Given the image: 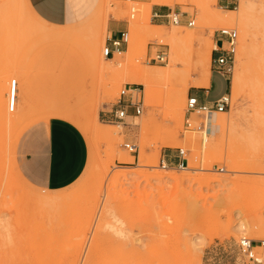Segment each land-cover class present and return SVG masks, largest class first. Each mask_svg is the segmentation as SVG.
<instances>
[{"label":"rangeland","instance_id":"obj_1","mask_svg":"<svg viewBox=\"0 0 264 264\" xmlns=\"http://www.w3.org/2000/svg\"><path fill=\"white\" fill-rule=\"evenodd\" d=\"M22 1L0 0V264L246 262L240 240L261 234L264 239V54L250 50L253 20L264 12V0L230 3L236 10L249 9L246 32L240 23L221 28L212 20L210 12L229 9L216 2L205 8L195 0L150 7V0H99L92 13L72 22L78 32L69 33L68 41L58 34L61 25L46 23ZM154 4L185 21L157 25ZM140 8L149 21L137 24L133 16ZM110 14L130 24L128 50L114 59L104 54ZM189 19L195 21L191 27ZM151 28L163 35L193 31L197 37L161 42L148 33ZM232 30L238 45L226 80L230 104L214 112L211 119L219 125L210 131L197 114L188 126L192 82L203 69L212 73L214 35ZM209 41L211 56L202 60L200 43ZM160 50L167 52L166 61L155 59ZM153 68L167 74L151 80L148 89L138 79ZM20 74L29 93L22 87L10 110V82L19 81ZM130 85L143 113L121 122L105 119L103 111ZM221 85L225 81L216 75L212 92ZM56 99L70 105L49 108L71 111L61 118L84 132L89 157L76 182L50 191L21 177L16 148L27 126L48 118L36 112ZM28 102L33 107L25 109ZM97 120L100 134L94 132ZM177 148L186 151L188 164L163 168L164 154ZM109 208L113 214L107 216ZM256 252L264 259V247Z\"/></svg>","mask_w":264,"mask_h":264},{"label":"crops","instance_id":"obj_2","mask_svg":"<svg viewBox=\"0 0 264 264\" xmlns=\"http://www.w3.org/2000/svg\"><path fill=\"white\" fill-rule=\"evenodd\" d=\"M28 1L31 9L33 8L46 23L63 27V30H60L58 34L66 41H68L69 33L78 32L77 27H74L72 22L84 19L96 9L99 2V0H24L22 2L29 6ZM232 2L234 0L216 1L218 6L229 8L228 10L236 9L231 8L230 3ZM170 11V8L154 4L152 14L154 20L157 21L156 24L160 25L167 22L166 16ZM182 17L185 21V17ZM104 27L105 29L107 27L108 33L106 45L111 48L107 58L114 59L118 53L128 50L127 38L130 24L128 21L110 14ZM116 40L121 41L119 50H116L112 44ZM223 40L225 38L222 33L214 35L216 46H220ZM216 75L225 81V86L223 88L221 85L213 93ZM226 80L227 77L212 70L209 83L197 84L196 81L192 82L194 86L189 94L196 95L201 103H212L226 94ZM22 87L26 88L28 94L30 88L27 86L24 76L20 74V80L17 81V98ZM131 96L134 97L133 92ZM69 105V103L59 99L45 104L43 107L47 109L43 110V108L36 113L48 118L30 124L22 132L16 148L17 164L21 171H18L19 174L28 184L31 185L32 183L50 191L60 190L76 182L84 172L89 157V145L84 132L73 122L61 118L62 115H72L71 111L49 108ZM28 107H33V104L28 102L25 109ZM113 109L114 104L109 110L103 111V115H108L107 112ZM164 156L171 161H177L176 150H171Z\"/></svg>","mask_w":264,"mask_h":264},{"label":"built area","instance_id":"obj_3","mask_svg":"<svg viewBox=\"0 0 264 264\" xmlns=\"http://www.w3.org/2000/svg\"><path fill=\"white\" fill-rule=\"evenodd\" d=\"M167 20L174 24H182L184 22L180 13L171 10L167 16ZM189 26H193L195 21L192 19L187 20ZM225 40L221 41L220 46L214 48V54L212 57L213 70L225 77H227L232 71V64L235 61L237 52V37L238 33L236 30L228 32H222ZM125 40L126 36L124 35ZM113 47L119 50L121 47V41L116 40L112 42ZM111 48L106 45L104 54L106 57L109 56ZM168 54L164 50L158 51L157 57L155 59H160L161 61H166ZM15 84V83H14ZM135 90L130 86H126L125 89L121 91L120 97L114 104V109L108 111V115L104 116L105 119L113 121H124L130 115H141L144 111V104L141 100H135V97L131 96L132 91ZM230 104V97L228 94H224L212 103H201L196 95L188 94L187 97V111L190 115L186 118L185 122L188 126L194 121L192 119V114H197L207 117L214 112L225 111ZM12 109H14V102H12ZM204 125L198 126L200 129ZM205 130H211V125L207 123L205 125ZM125 146L130 151H136L137 145L126 143ZM177 161H171L167 157L163 156L161 159V164L163 168H167L173 164H177L179 167L184 168L185 164H188V158L186 157V151L183 148L176 149ZM264 247V239H250L243 237L238 243L239 250L247 256L248 260L243 264H264V259L257 255L256 248Z\"/></svg>","mask_w":264,"mask_h":264},{"label":"bare ground","instance_id":"obj_4","mask_svg":"<svg viewBox=\"0 0 264 264\" xmlns=\"http://www.w3.org/2000/svg\"><path fill=\"white\" fill-rule=\"evenodd\" d=\"M178 1L179 0H150V1L147 2V4L149 5L148 7H150V5L152 3H155V2L156 3H162V4H168V5H174ZM195 1H196L197 4L199 3L198 5L200 7H202V5H203L206 8V6L207 7L211 6V4H214L217 0H195ZM141 7H142V5H141ZM210 13H211V15L209 17L212 20H214L215 22H218L221 25V28H222V26H225V25H226L225 27H227V25H235L237 23H240L242 25V27H243L242 30L244 32H246L247 26L249 25L248 24V19H249V16H250V11H249V9L247 7H244V6L241 7L239 10H236V9H232V10L222 9L220 11H217V12L216 11H214V12L212 11ZM226 13H232V14H235V15L226 16V15H224ZM115 17L118 18V16H115ZM133 17H134L135 23H137V24L141 20L149 21L148 18H146V17H144L142 15V8H140V11L138 12V14H134ZM223 24H225V25H223ZM253 24H254V26L256 28V33L254 34V36H252V46H251L250 50H251V52H258V53L264 54V12L262 14H258L257 13L255 15V18L253 20ZM152 26L153 25H151V27ZM152 29L153 28H151L150 30L148 29V33L152 37L153 36L157 37L159 39V41L161 40V42L174 43V42H177V41H179L181 39H193L194 40V38L197 37L196 34H194L193 31L191 33H188V31L186 30L184 33H179L176 30H174V31H172L171 33H169L167 35H163V34L155 33L154 30H152ZM127 40H128V38H127ZM200 44L199 45H200V56H201V59L203 60V59L209 58V56H211V53H212V41L205 42V43H200ZM214 47H215V45H214ZM201 72H202V76H201V78L197 79L196 83L197 84H208L209 83V79H210V73L208 72L207 69H203ZM166 74L167 73L165 71H163L161 69H156V68H153V69H150V70H144L141 73V75L139 76L138 82L144 84L149 89L151 80L157 79V78L162 77V76H164ZM17 81L18 80L16 78H13L11 80V82H10L9 103H8V107H9L10 110H13L12 109V102H14V109H15V105H16V102H17L16 101L17 100ZM136 90H138V89H136ZM2 111H3V107L1 106V103H0V113ZM212 114H214V113H212ZM211 115L208 116L207 120H206L208 125L210 124L211 127L213 125H219L218 121H216L214 119H211ZM19 121H21V120H19ZM101 124L102 123H100V121H98V120L96 121L95 126H94V132L95 133H97V134L101 133V127H102ZM208 131H210V130H208ZM163 176H164V174L161 173L160 177H163ZM112 210H113L112 208H109V210H107L108 211V212H106L107 216H108V213L109 214H113ZM113 216H116V215H113ZM102 219L103 218H101L100 221H102ZM103 221L99 225H102V223H104ZM105 224L109 225L108 222L107 223L105 222ZM262 235L263 234H261V236ZM261 236H260V238H261Z\"/></svg>","mask_w":264,"mask_h":264}]
</instances>
